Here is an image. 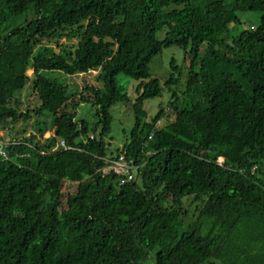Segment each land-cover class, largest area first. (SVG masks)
<instances>
[{
	"label": "trees",
	"instance_id": "1",
	"mask_svg": "<svg viewBox=\"0 0 264 264\" xmlns=\"http://www.w3.org/2000/svg\"><path fill=\"white\" fill-rule=\"evenodd\" d=\"M199 1L0 0V129L34 113L53 130L0 157V264H264V0ZM242 12L259 23L235 31ZM171 45L189 56L191 98L170 101L174 119L158 126L165 109L147 121L144 108L164 89L150 62ZM92 70L104 89L78 99L50 74ZM119 74L140 82L114 155L104 136L128 100ZM28 84L40 105L23 111ZM87 101L96 127L76 119ZM60 139L72 148L52 150ZM120 153L142 164L136 181L101 171ZM64 181L78 183L66 207ZM185 197L201 202L187 223Z\"/></svg>",
	"mask_w": 264,
	"mask_h": 264
},
{
	"label": "rangeland",
	"instance_id": "2",
	"mask_svg": "<svg viewBox=\"0 0 264 264\" xmlns=\"http://www.w3.org/2000/svg\"><path fill=\"white\" fill-rule=\"evenodd\" d=\"M208 1L200 0L199 2ZM229 3L233 0H224ZM122 18V15L119 16ZM241 17L243 23L236 28L235 31H240L244 28H250L252 25H257L260 21L259 15L253 12H242ZM233 34H236L235 32ZM164 33H160L162 37ZM206 48V44L202 47L200 55L203 56ZM190 59L186 51L176 45H171L163 49V51L156 55L150 62V73L153 78H158L161 82L163 92L161 96L146 99L144 102V108L147 111V121H151L161 108L165 109L164 117L157 123V125H165L167 122L174 119V114L169 106L170 101L178 99L179 101H185L191 97L187 96L186 82L189 72ZM28 74L32 75L33 70L29 69ZM52 76L59 78L64 84L68 86V89L74 93L76 99L81 94H85L84 87L86 84L95 85L97 88L103 90L104 84L101 79L98 78L99 71L92 70L87 73H80L78 75H66L54 71L50 73ZM118 82L125 87L128 94V100L119 101L112 105L110 112L112 114L111 130L104 136V140L108 143L110 153L114 155L117 153V149L130 139L131 130L135 123V114L133 104L136 101L139 93L137 92V86L140 80H136L119 74L117 76ZM175 79L177 83L167 84L168 80ZM176 94V96H175ZM20 110H32L40 105V100L33 90L31 84H28L27 88L20 94ZM96 107L90 102H80L77 108L76 119L78 121L85 119L89 122L91 127H96L97 116L95 115ZM46 128L44 133H41V129ZM101 131L100 126L96 128V131H91L90 134L99 136ZM53 134L52 130V117L51 115H37L32 113V116L28 119H20L18 121H9L5 128L0 129V137L3 140H20L24 137L33 136L34 140L45 142ZM77 182L64 181L62 186V207L67 206V197L72 195L77 190ZM200 201L194 200L192 197H185L184 204L187 208V216L185 222L192 221L196 214V207L200 204ZM214 264H224L219 261L213 260Z\"/></svg>",
	"mask_w": 264,
	"mask_h": 264
},
{
	"label": "built area",
	"instance_id": "3",
	"mask_svg": "<svg viewBox=\"0 0 264 264\" xmlns=\"http://www.w3.org/2000/svg\"><path fill=\"white\" fill-rule=\"evenodd\" d=\"M153 134L149 136L151 139ZM94 135H90V138H94ZM20 141L16 140H3L0 137V157L7 158L8 157V149L11 144H18ZM64 148L71 149L70 145H67L65 140L60 139L57 141L52 150ZM106 164L102 167L101 171L103 174H107L110 172L115 173L118 176V182L120 185H124L128 182L136 181L137 175L140 172L142 164H137L134 159H129L126 157L125 153H120L116 157L104 158ZM222 161V160H221Z\"/></svg>",
	"mask_w": 264,
	"mask_h": 264
},
{
	"label": "crops",
	"instance_id": "4",
	"mask_svg": "<svg viewBox=\"0 0 264 264\" xmlns=\"http://www.w3.org/2000/svg\"><path fill=\"white\" fill-rule=\"evenodd\" d=\"M53 135V134H52Z\"/></svg>",
	"mask_w": 264,
	"mask_h": 264
}]
</instances>
